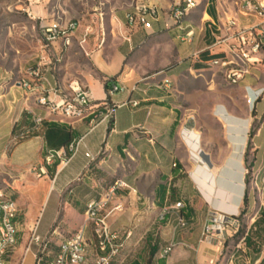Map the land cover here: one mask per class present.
Returning <instances> with one entry per match:
<instances>
[{"label": "crops", "instance_id": "obj_1", "mask_svg": "<svg viewBox=\"0 0 264 264\" xmlns=\"http://www.w3.org/2000/svg\"><path fill=\"white\" fill-rule=\"evenodd\" d=\"M137 2L108 6L102 2L104 8H95L94 19L76 20L82 27L95 20L96 33L102 29L104 36L90 37L80 46L79 32L71 40L56 77L64 87L79 79L96 101L109 100L116 105L129 99L140 102L137 108H117L111 125L101 124L90 130L89 120L49 116L46 110L38 106L36 93L23 86L16 87L17 90H0V106L3 107L0 110V187L17 206V245L8 257L7 264H27L29 255L32 256L30 264H36L35 248L26 252L31 230L36 225L41 238H50V247L43 256L44 264L53 261L58 254L59 244L63 242L57 239L65 233L79 230L86 220L88 205L102 199L117 180L126 182L130 189L119 190L105 209L108 225L117 234L116 245L120 249L118 258L112 264H214L218 257L216 247L199 242L208 214L215 210L226 215H237L241 211L246 192L243 153L249 137L250 122L246 119H229L221 111L224 119L217 121L222 127L223 137L228 136L230 140L238 142L233 151L237 157L234 163L236 174L232 179L225 178L233 190L222 186L225 198L219 199V203H215V198L212 201L204 198L208 209L204 207L201 213L198 209L203 204L198 202L192 184L195 183L196 174L191 173L196 164L191 155V151H194L191 146L196 143V138L182 134L186 124L175 129L171 85L164 83L166 80L171 82L173 76L154 70L160 62L152 61V46L159 37L174 30L179 34L178 38H184V34L172 26L171 15L166 12H161L158 21L151 20V27L147 30L140 26L129 27L126 15ZM146 2L164 10L175 8L181 0H174V3L172 0ZM220 15L218 6L209 0L204 4L203 24L200 26V29L204 28V34L200 30L193 39L194 44H189L191 56L202 52L212 43L209 21L218 22ZM200 39L204 47L196 51ZM184 51L185 48L174 54L176 64L184 58ZM163 61V68H166V59ZM262 69L264 66L241 83L244 91L246 87L254 90L264 88V83L258 80ZM49 77L52 75L49 74ZM108 82V87L111 84L128 88L138 85L140 91L132 95L127 92L116 93L110 97L106 88ZM1 86L0 89L3 88ZM263 101L264 94L255 107ZM12 113L14 115L11 118ZM33 115L45 119L42 127L34 128L31 121ZM225 122L239 129L227 133ZM21 132L28 134L15 138L14 134ZM81 139L83 141L78 153L68 164L57 159L46 167V175L38 177L39 168L45 165L50 150H60ZM252 141L258 153H264V122ZM197 144L202 149L201 140ZM185 149H188L190 157L184 155ZM88 152L95 161L85 156ZM201 153L208 166L213 168L212 157L207 152ZM230 153L229 145L218 150V156L222 159L228 158ZM230 200L234 204H230ZM49 202L57 208L56 216L50 228L41 234L43 209ZM178 203H182L180 210L175 207ZM118 206L119 209H115ZM260 212L246 233L250 234L252 241V245L247 246L248 252H244L249 255L248 264H264V218L259 221ZM180 215L188 223L185 229L177 226ZM237 231L234 230L231 237ZM91 234L92 228L87 231L88 237ZM171 242H175L176 246L167 258H161L162 250ZM95 261L96 250L89 247L84 264H95Z\"/></svg>", "mask_w": 264, "mask_h": 264}, {"label": "rangeland", "instance_id": "obj_2", "mask_svg": "<svg viewBox=\"0 0 264 264\" xmlns=\"http://www.w3.org/2000/svg\"><path fill=\"white\" fill-rule=\"evenodd\" d=\"M133 1L135 0H0V85L3 87L0 89L1 92L10 88L17 90L16 87L19 86V82L29 77V72L36 68L41 58L44 57L41 48L42 25L52 21L64 24V22L70 20H82L83 18L87 21L91 18L94 19L95 8L97 7L104 8V4H107V6L110 4L127 5V2L133 3ZM197 1L200 4L197 11L191 12L186 18V21L190 22L189 24L194 30L193 39L198 36L200 30L204 34V28H200L203 24V7L208 0ZM234 1L209 0L214 6L219 7L221 15L223 11L232 13L235 7ZM102 2L104 4H101ZM172 2L174 3V0ZM173 8L161 9V11L171 15ZM192 43L194 44V40ZM192 43L183 42L178 38L175 30L172 33L165 32L152 46L154 50L152 61L160 62V65L154 70L164 71L168 76H173L170 90L173 94L172 108L175 112V129H180L186 124L188 128L187 126L184 127L182 134L186 136L187 133L191 132L190 136L196 138V143L193 147L191 146L194 148L191 155L196 160L194 170L191 173L196 174V179H194L196 184H192L195 186L194 192L198 202L203 204L198 209L202 213L204 207L208 209V204L204 202V198L208 201L215 198V203H219L217 198L223 195L219 191L223 190L222 186L225 185L228 190H233V186L227 183L225 178L232 179L236 174L234 163L237 157L233 151L238 142L230 140L228 136L223 137L222 127L217 121L224 119V114H221V111L229 119L248 120L250 122V134L253 131L258 132L264 122V101L257 108H252L247 104L243 89L244 85L241 83L236 86L229 85L218 69L203 68L200 71V69L193 67L194 60L188 51V47L191 46L189 44ZM203 47L204 44L200 39L196 44V51L201 50ZM183 48H185L184 58L179 64H176L174 54ZM76 58L80 59L81 57L77 56ZM164 58L166 59V68H163ZM261 72L258 80L264 83V69ZM2 108L0 106V110ZM13 115L12 113L11 118ZM225 124L227 133L239 129L238 126L234 127L226 122ZM18 134L15 133L14 136ZM200 140L202 149L197 144ZM225 145H229L231 153L228 158L222 159L218 156V150ZM201 151L207 152L212 157L214 161L212 169H209L205 156ZM183 153L190 157L188 149H185ZM243 161L246 171L245 200L247 203L243 204L239 213V216L240 214L242 216L237 227V234L224 240L222 236L214 234L211 236V234L204 232L207 225H212L214 213L222 215L221 212L213 210L207 216V222L204 224L199 239L200 243H207L216 247L218 257L214 264H248L249 255L244 253L248 250L242 239L248 232L252 220L259 216L260 209L264 207V153H258L250 136L243 153ZM196 168L200 169L199 172H195ZM229 203L234 204L231 200ZM217 207L219 208L218 205ZM56 210L57 208L52 202L45 205L41 219V234H44L50 228L56 216ZM74 233H65L57 241L62 242ZM203 233L205 234L203 235ZM53 244L55 242L52 243V246H54ZM233 254L234 257H232ZM31 258V255L27 257V264H30Z\"/></svg>", "mask_w": 264, "mask_h": 264}, {"label": "built area", "instance_id": "obj_3", "mask_svg": "<svg viewBox=\"0 0 264 264\" xmlns=\"http://www.w3.org/2000/svg\"><path fill=\"white\" fill-rule=\"evenodd\" d=\"M197 0H181L175 8L172 9L171 18L172 26H183V19H186L191 12L199 6ZM232 13L223 11L220 15L223 19V26H215L212 21V43L205 47L202 52L192 56L196 62L203 64L204 68L209 66H218L220 69H228L231 75L232 86L235 83H242L247 77L253 76L259 68L264 66V0H235ZM161 8L155 4H150L144 0H138L133 10L126 15V21L129 27H133V21H140V28L149 29L151 20L158 21L161 16ZM102 21V19L100 20ZM95 20L90 21L83 27L79 21L70 20L65 24L53 21L41 26L42 44L41 48L45 56L32 69L29 74H36L43 82V91L41 93L40 103H47L48 114L51 117L63 118L67 120L84 121L89 120L90 130L95 129L101 124L111 125L115 118V112L120 107L137 108L140 106L138 100H127L122 104H113L109 100L96 101L93 99L89 89L76 79V84L64 87L57 81V75L65 59V52L70 48V41L74 40L80 32V46L88 41L90 37L101 35L104 32L101 29L96 33ZM82 29V31H81ZM193 32H186L183 42L192 43ZM102 44V43H101ZM205 53L208 59L201 61L200 55ZM231 54H242L244 57V66H237L231 61ZM49 74L52 77H49ZM166 85L171 82L166 80ZM109 85V82H108ZM30 90L27 85H21ZM140 91L138 85L128 88L124 85L116 84L108 87V95L111 97L116 93H129L132 95ZM264 94V88L254 90L246 87L245 98L247 104L256 106L257 102ZM32 124L37 129L39 122H45V119L38 115L32 116ZM21 132L16 137H22ZM83 139L69 143L65 148L60 150H50L45 158V165L39 168L38 177L47 174L46 167L54 164L55 160H61V163L68 164L70 160L78 153ZM85 156L91 161L96 159L91 153ZM130 189L129 185L123 180H117V187H110L109 192L99 201L91 202V210L86 213V220L83 227L92 228V239L96 249V264H107L109 256L117 253L119 246L116 245L118 236L112 232L108 222V214H105L107 204L111 197L116 195L119 190ZM177 209L182 208V203L175 206ZM115 209H119V206ZM97 212H104V221H97ZM14 213L11 208V200L2 201L0 199V264H7V259L14 247ZM212 225H207L204 232L211 236H222L225 240L231 238L234 230H238L239 214L232 216L214 213ZM99 222H107V234H98ZM188 223L180 215L177 218V226L185 229ZM81 228L77 230L64 244H59L58 255L48 264H82L81 254ZM212 231V232H211ZM32 234L28 241L26 252H31L35 248L34 256L36 264H44L43 256L50 247V238H41L37 233V225L32 228ZM205 233H203L204 235ZM244 241V238L242 239ZM175 242H171L162 250L161 258H167L174 247Z\"/></svg>", "mask_w": 264, "mask_h": 264}, {"label": "bare ground", "instance_id": "obj_4", "mask_svg": "<svg viewBox=\"0 0 264 264\" xmlns=\"http://www.w3.org/2000/svg\"><path fill=\"white\" fill-rule=\"evenodd\" d=\"M214 25L215 26H223V19L221 18L218 22L214 23ZM133 26H138L139 27L140 26V21H133ZM174 28L178 32L183 33L184 34L183 37L185 36L186 32H193L194 31L193 28L191 27V25H189L187 23L186 19H183V26H174ZM208 28L211 31V35H212V23H209V27ZM70 44H71V41H70ZM231 61L235 62L237 64V66H244V57L242 56V54H231ZM209 68L218 69L219 70L218 66H209ZM219 71L224 75L225 81L229 85H232V79H231L230 73H228V69H220ZM74 84H76V80H73L70 83H68V85H74ZM239 84L240 83H235V84H233V86H236V85H239ZM21 85H27V87H29L32 92L36 93L38 106H40L41 108L46 110V112H48L47 103H40V101H41V93H38V92H42L43 91V82H41V80L39 79V76L36 75V74H29V77L21 80ZM250 106L252 107V105H250ZM42 126H43V122H39L38 125H37V127H42ZM190 134H191V132L187 133L186 136L188 137V136H190ZM193 135H195V134L193 133ZM209 169H212V168L209 167ZM199 170L200 169L196 168L195 172H199ZM111 187H117V181ZM219 191L222 192V194L225 193L222 190H219ZM6 196L7 195L5 194L3 189L0 187V199L2 201H9V199ZM224 198H225V196H223V198L220 196L219 199L222 200ZM11 208H12V211L15 212L14 213V231H16V232L14 233V247H16V245H17V229H16V225H15V219H16V216H17V206H16V203L14 201H12V200H11ZM90 210H91V203L88 205L86 213H89ZM97 221H104V212H97ZM89 229H90V227L81 228L82 264H84L86 262L88 248L89 247H94L92 234H91V237H88V235H87V231ZM98 234H107V222H99V224H98ZM66 240H68V239H66ZM64 243H65V240L61 244H64ZM94 250H96L95 247H94ZM119 254H120V249H118L117 253L112 254L111 256H109V258L107 260V264H112L114 259L116 257L118 258ZM95 264H96V261H95Z\"/></svg>", "mask_w": 264, "mask_h": 264}, {"label": "trees", "instance_id": "obj_5", "mask_svg": "<svg viewBox=\"0 0 264 264\" xmlns=\"http://www.w3.org/2000/svg\"><path fill=\"white\" fill-rule=\"evenodd\" d=\"M206 59H208V55L205 54V53H202V54L200 55V60H201V61H204V60H206ZM193 67H195V68L198 69V70L204 68L203 64H201V63H199V62L194 63ZM106 88H108V83L106 84ZM256 134H257V132H256V131H253V132H251V133L249 134V136H250L251 138H253ZM246 203H247V201L244 200V204H246ZM260 214H261V218L259 219V221H261V219L264 218V208L262 209V211L260 212ZM241 216H242V214H240L238 220H241ZM255 224H257V222H256ZM237 232H238V231H237ZM240 233H243V232H240ZM236 234H237V233H236ZM236 234H235V235H236ZM235 235H234V236H235ZM234 236H233V237H234ZM231 238H232V237H231ZM244 242H245L246 246L252 245V241H251V239H250V234H247V235L244 236Z\"/></svg>", "mask_w": 264, "mask_h": 264}, {"label": "water", "instance_id": "obj_6", "mask_svg": "<svg viewBox=\"0 0 264 264\" xmlns=\"http://www.w3.org/2000/svg\"><path fill=\"white\" fill-rule=\"evenodd\" d=\"M224 190V189H223ZM217 200H219V198H217ZM232 216H235V215H232Z\"/></svg>", "mask_w": 264, "mask_h": 264}]
</instances>
